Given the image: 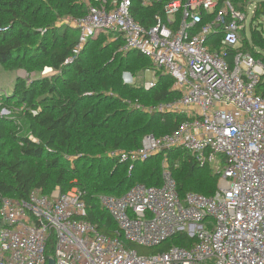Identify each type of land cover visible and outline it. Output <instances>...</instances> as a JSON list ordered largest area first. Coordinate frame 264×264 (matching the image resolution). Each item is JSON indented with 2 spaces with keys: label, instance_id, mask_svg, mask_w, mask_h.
I'll return each mask as SVG.
<instances>
[{
  "label": "built area",
  "instance_id": "1",
  "mask_svg": "<svg viewBox=\"0 0 264 264\" xmlns=\"http://www.w3.org/2000/svg\"><path fill=\"white\" fill-rule=\"evenodd\" d=\"M85 1L83 16L66 19L78 31L75 52L97 34L121 38L120 50L148 57L180 94L172 102L136 106L185 116L171 133H148L138 149L110 155L131 170L181 148L219 174L217 186L210 197L180 195L164 159L160 185L136 183L120 196L99 197L121 239L86 219L77 188L49 194L33 188L26 199L1 198L0 264H46L49 245L54 264H204L209 258L212 264H264V95L256 90L264 64L239 50L256 2L238 9L228 0H138L143 7L162 2L143 25L132 15L133 0ZM216 34H222L219 48L211 42ZM225 49L234 50L230 62ZM121 79L134 84L129 71ZM154 82L152 76L143 87ZM177 233L193 243L152 254L130 247H157Z\"/></svg>",
  "mask_w": 264,
  "mask_h": 264
},
{
  "label": "trees",
  "instance_id": "2",
  "mask_svg": "<svg viewBox=\"0 0 264 264\" xmlns=\"http://www.w3.org/2000/svg\"><path fill=\"white\" fill-rule=\"evenodd\" d=\"M228 1L238 9L253 2ZM133 2L132 15L143 25L161 11L162 2L147 7ZM85 12V0H0V65L27 74L51 70L28 84L17 81L0 96V110L22 107L15 117L19 127L12 125L13 116L0 115V200L26 199L33 188L49 194L55 187L64 193L75 186L86 203V219L102 234L121 239L100 196H120L136 183L160 185L164 159L180 195L193 192L210 197L219 174L181 148L161 151L143 161H151L150 167L137 162L131 170L127 161L110 155L138 149L148 133L156 137L171 133L185 116L136 106L137 102L143 106L172 102L180 94L173 88V79L154 66L152 87L125 84L123 70L136 75L152 63L139 51L120 50L121 38L95 42L105 38L97 34L75 52L78 31L66 19ZM263 19L264 0H260L249 22V37L241 31L239 50L264 64ZM211 37L219 48L222 34ZM232 51L225 49L229 62ZM256 90L264 95V76ZM193 240L174 234L155 253L173 245L189 247ZM46 254L51 257V245Z\"/></svg>",
  "mask_w": 264,
  "mask_h": 264
},
{
  "label": "rangeland",
  "instance_id": "3",
  "mask_svg": "<svg viewBox=\"0 0 264 264\" xmlns=\"http://www.w3.org/2000/svg\"><path fill=\"white\" fill-rule=\"evenodd\" d=\"M252 1V0H249ZM248 1V2H249ZM260 0H253L252 3L254 2H258ZM252 10V9H251ZM251 10H250V15L246 20V34L249 37V20H250V16H251ZM264 22V19L262 20ZM105 38H99L96 39L95 42L105 40H111L113 38V34L111 33H107L104 34ZM84 47V45L80 48L82 49ZM153 65L150 66L149 68H146L145 70L137 73L136 75H133L134 77V84H140V85H144L145 82L152 80V76L155 77L152 73V71L154 70H158V69H154L153 70ZM123 71H128V70H123ZM130 72V71H129ZM51 73V70H49L48 68H45L42 72L36 73V74H27L24 70L22 69H9L6 66L0 65V96L4 95L5 93H9L15 86L17 81L23 80L25 81L26 84L30 83V81L33 78H38V77H42L44 75H49ZM131 73V72H130ZM7 114L10 116H13L14 119H12V125L13 126H17L19 127V119L15 118L16 116L19 115V113L22 112V107L21 106H12L11 109H7L6 110ZM137 163V162H136ZM158 163L161 164L160 162V158H158ZM144 167H150L151 165V161L149 162H143ZM142 163H138L137 166H142ZM219 168L222 167L221 162L218 164ZM77 187L73 186L70 188L71 189H76ZM132 248L135 249L139 254H152L155 253V249L156 247H144V246H140L137 244H131ZM204 264H212V259L209 258L207 259Z\"/></svg>",
  "mask_w": 264,
  "mask_h": 264
},
{
  "label": "water",
  "instance_id": "4",
  "mask_svg": "<svg viewBox=\"0 0 264 264\" xmlns=\"http://www.w3.org/2000/svg\"><path fill=\"white\" fill-rule=\"evenodd\" d=\"M46 264H54V259L52 257H49L47 259V263Z\"/></svg>",
  "mask_w": 264,
  "mask_h": 264
}]
</instances>
